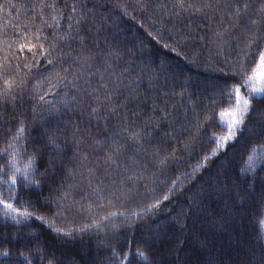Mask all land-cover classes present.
Returning <instances> with one entry per match:
<instances>
[{"label": "trees", "instance_id": "obj_1", "mask_svg": "<svg viewBox=\"0 0 264 264\" xmlns=\"http://www.w3.org/2000/svg\"><path fill=\"white\" fill-rule=\"evenodd\" d=\"M263 49L264 0H0V264H264Z\"/></svg>", "mask_w": 264, "mask_h": 264}, {"label": "rangeland", "instance_id": "obj_2", "mask_svg": "<svg viewBox=\"0 0 264 264\" xmlns=\"http://www.w3.org/2000/svg\"><path fill=\"white\" fill-rule=\"evenodd\" d=\"M262 53H264V49ZM258 64L259 58L253 72L249 76L252 79H249V77L246 79L247 92L236 91L234 106L220 114L219 120L226 128L225 135L219 141L220 144H223L232 137L241 116L247 108V95L258 96L264 93V68L258 67ZM245 100L247 101V105L244 104Z\"/></svg>", "mask_w": 264, "mask_h": 264}, {"label": "snow or ice", "instance_id": "obj_3", "mask_svg": "<svg viewBox=\"0 0 264 264\" xmlns=\"http://www.w3.org/2000/svg\"><path fill=\"white\" fill-rule=\"evenodd\" d=\"M258 67L264 68V53H260ZM249 79H252V77H249ZM229 94H231V93H229ZM244 104L247 105V101L246 100L244 101ZM21 131H23V129H21ZM17 171H19V170H17ZM12 183L14 184L15 180H13ZM4 207H6L8 209H12L13 211H15V209L12 208V204H5ZM19 215L24 216V217L27 218L30 215V213L23 212V213H20ZM37 218H39V217H37ZM55 231H57L59 233L58 229H56ZM4 255H7V253H4ZM136 255L141 257L142 259H146V257L144 256L143 252H137ZM124 259L127 260L128 256L126 255L124 257Z\"/></svg>", "mask_w": 264, "mask_h": 264}]
</instances>
